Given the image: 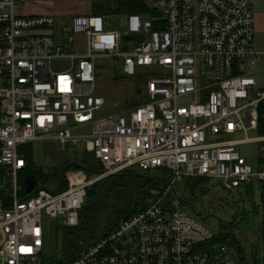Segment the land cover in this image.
Instances as JSON below:
<instances>
[{
    "label": "built area",
    "instance_id": "1",
    "mask_svg": "<svg viewBox=\"0 0 264 264\" xmlns=\"http://www.w3.org/2000/svg\"><path fill=\"white\" fill-rule=\"evenodd\" d=\"M149 2L148 14L119 18L123 31L113 15L75 14L57 41L58 16L25 14L17 0H0V264H43L48 219L77 225L88 189L129 168L166 169L173 182L218 179L237 198L252 185L261 200L264 86L255 74L264 50L253 45V0ZM133 34L143 40L121 39ZM80 36L86 41L78 48ZM100 59L120 60L124 76L154 70L158 76L146 80L148 101L102 113ZM54 60L70 64L55 70ZM183 98L197 101L182 105ZM52 138L92 149L102 170L90 176L71 169L66 189L21 198L23 148ZM249 144L256 152L245 155ZM173 189L171 183L153 189L149 207L67 264H238L227 245L209 243L214 234L205 225L163 204Z\"/></svg>",
    "mask_w": 264,
    "mask_h": 264
},
{
    "label": "rangeland",
    "instance_id": "2",
    "mask_svg": "<svg viewBox=\"0 0 264 264\" xmlns=\"http://www.w3.org/2000/svg\"><path fill=\"white\" fill-rule=\"evenodd\" d=\"M92 0H17V5L20 12L30 14L32 12L39 13H53L58 16L55 24V36L58 41L61 27L68 25L71 22L74 13H82L86 9L84 6L92 11ZM28 3L25 10L21 9V5ZM78 7V8H77ZM81 8L78 12V9ZM89 11H85L84 13ZM253 16H254V41L255 48L264 50V0H253ZM114 26L123 31L122 15L113 16ZM124 44V43H123ZM129 46H133L134 42L129 41ZM120 60L100 59L98 77L96 80V93L103 96L106 103L102 113L117 112L127 107H133L148 101L146 93V80L152 76H158L154 70L141 69L135 75L123 76L120 71ZM260 71H257L255 76L259 86H264V64L257 66ZM137 86H141L142 92L137 93ZM196 98H183L180 104L188 105L191 102H196ZM81 129H73V133H79ZM34 148L40 146L41 160L34 159L36 164L45 169L46 174L53 172L55 165L64 164L67 161L74 160L80 156L93 157L92 149L87 151H78L71 143L64 145L58 139H43L33 144ZM256 152V145L249 144L242 149L245 155H252ZM166 171L156 172V177H164ZM170 174V173H169ZM54 178L51 175L47 178L46 184L49 185ZM170 179L166 184H173V188H177V192H173V196L168 195L163 204L170 208H181L186 211L191 217L197 219L205 225L214 237L218 238L215 243H222L229 247L238 264H243L239 261L236 255V249L233 246L232 238L235 236L240 244L246 250L247 262L249 264H264V213L260 207L254 209L255 205H259V200L255 197L251 199L247 191L244 190L246 200L240 206L236 205L237 197L233 193L224 190L221 186V181L218 179H208L202 182V186L208 191L203 193L197 189L195 194L187 198L186 205L180 202L177 194H182L183 190L175 182ZM44 184V186H47ZM41 185V184H39ZM43 186V185H42ZM153 189H158L157 187ZM152 189V190H153ZM151 190V191H152ZM173 191V190H172ZM152 195V193H151ZM153 197V195H152ZM153 197V202H154ZM152 202V203H153ZM243 210L246 213L241 214ZM198 212V214H196ZM223 224V227L220 225ZM235 225L231 227V222ZM60 224L56 220L48 219L46 226L54 227ZM220 238V239H219ZM54 245L49 244L44 247V254H48ZM254 255L257 259H254Z\"/></svg>",
    "mask_w": 264,
    "mask_h": 264
},
{
    "label": "trees",
    "instance_id": "3",
    "mask_svg": "<svg viewBox=\"0 0 264 264\" xmlns=\"http://www.w3.org/2000/svg\"><path fill=\"white\" fill-rule=\"evenodd\" d=\"M153 11L149 0H92V12L104 15H125L130 13L148 14ZM0 44L2 40L0 39ZM124 76V75H123ZM25 155L28 165L25 170L20 173L19 183L21 185L20 197H26L25 178L29 174H34L38 183L46 184L47 178L51 175L54 179L46 184L47 188L53 192L64 189V182L61 177V170L69 163L78 162L80 167L74 163L65 171L64 175L71 169L84 168L90 176L99 173L102 170L100 162L93 156H80L74 160L67 161L64 164H57L54 170L46 174L45 169L36 164V148L33 144L27 145ZM166 171L164 177H156L154 174L159 171ZM170 180V174L166 169L159 170H140L136 168L125 169L119 174H113L103 177L96 181L87 191L85 203L79 211L78 224L75 226H64L56 224L54 227L45 226L44 229V247L49 244L54 248L46 255L44 249L42 252L43 264H67L77 258L81 251L92 246L96 241L114 230L121 221L132 216L136 212L143 210L153 202L151 190L155 187L159 188ZM208 179L202 177L185 176L177 179V185L182 188V194H177L180 202L184 205L188 203L187 198L192 197L197 189L203 193L208 190L201 184ZM264 188V185H261ZM177 187V186H176ZM171 191L169 195L173 196ZM248 196L254 199V191L252 185L248 187ZM261 200L259 205H255L264 210V189H262ZM243 196H245L243 194ZM246 197V196H245ZM239 199V197H238ZM241 214L246 213L243 210ZM231 227L235 225L231 222ZM223 227V224L221 225ZM213 237L209 243L217 242ZM220 239V238H219ZM233 246L236 249V255L243 264L247 262V253L239 240L234 236L232 238ZM254 259L257 256L254 255ZM61 261V262H60Z\"/></svg>",
    "mask_w": 264,
    "mask_h": 264
},
{
    "label": "water",
    "instance_id": "4",
    "mask_svg": "<svg viewBox=\"0 0 264 264\" xmlns=\"http://www.w3.org/2000/svg\"><path fill=\"white\" fill-rule=\"evenodd\" d=\"M121 39L122 40H134V39L135 40H143V37L139 34H133V35H123ZM69 64H70L69 60H64V61L54 60L52 62V66L55 70H59L60 68H65V67L69 66ZM136 91H137V93H141V91H142L141 86H137ZM36 157H37L38 161L41 160V148H40V146H37V148H36ZM73 163L77 167L81 166L80 163H78V162H73ZM73 163H69L60 172L62 180L64 182V188L65 189L67 188L68 183H67V180L65 178L64 173ZM119 173H115V174H119ZM25 183H26L27 196H32L33 194L38 192L40 189H47L46 186H38V180L34 174L27 175L25 178ZM173 191H175V190L173 189ZM0 194H2L1 191H0ZM239 199L243 200V193L242 192H239ZM196 214H198V212H196ZM221 222L222 221H220V225H221Z\"/></svg>",
    "mask_w": 264,
    "mask_h": 264
},
{
    "label": "crops",
    "instance_id": "5",
    "mask_svg": "<svg viewBox=\"0 0 264 264\" xmlns=\"http://www.w3.org/2000/svg\"><path fill=\"white\" fill-rule=\"evenodd\" d=\"M91 3H92V1H91ZM27 7H28V3L26 4V2H25L24 5H21V9H22V10H25V11H26L25 8H27ZM77 8H78V7H77ZM83 8L86 9L85 11H89V12L91 11V10L88 8V6H84ZM80 9H81V8L78 9V12L81 11ZM85 11H84V12H85ZM84 12H82V13H84ZM82 13H74L73 15H75V14H82ZM86 13H87V12H86ZM30 14H39V12H36V13H35V12H32V13H30ZM40 14H41V13H40ZM43 14H53V13L51 12V13H43ZM53 15H55V14H53ZM56 16H57V15H56ZM113 16H115V15H113ZM117 16H118V15H117ZM85 41H86L85 36H80V37L78 38V41H77V42H78V46H77V47L79 48V47H80V43H83V42H85Z\"/></svg>",
    "mask_w": 264,
    "mask_h": 264
},
{
    "label": "flooded vegetation",
    "instance_id": "6",
    "mask_svg": "<svg viewBox=\"0 0 264 264\" xmlns=\"http://www.w3.org/2000/svg\"><path fill=\"white\" fill-rule=\"evenodd\" d=\"M245 200H246V197L245 196H243V200H240V199L237 198L236 199V201H237L236 205L240 206L241 203L244 202Z\"/></svg>",
    "mask_w": 264,
    "mask_h": 264
}]
</instances>
